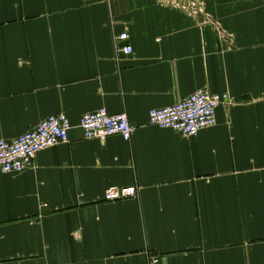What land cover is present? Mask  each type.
Listing matches in <instances>:
<instances>
[{
  "label": "crops",
  "instance_id": "0c3cea01",
  "mask_svg": "<svg viewBox=\"0 0 264 264\" xmlns=\"http://www.w3.org/2000/svg\"><path fill=\"white\" fill-rule=\"evenodd\" d=\"M196 1L199 15L0 0V138L71 123L24 171L0 170V264H264V0ZM197 90L227 97L212 126L184 137L148 122ZM101 107L126 113L130 141L84 137L80 117ZM129 185L135 197L104 200Z\"/></svg>",
  "mask_w": 264,
  "mask_h": 264
},
{
  "label": "built area",
  "instance_id": "2783aa9c",
  "mask_svg": "<svg viewBox=\"0 0 264 264\" xmlns=\"http://www.w3.org/2000/svg\"><path fill=\"white\" fill-rule=\"evenodd\" d=\"M163 1L192 15H199L201 12V6L196 0L179 4H175L173 0ZM128 37V32L123 30L114 35V41H126ZM118 50L129 55L132 53V46L125 44L118 46ZM226 101L227 97L223 94L197 90L174 104L149 109L148 122L161 128H169L184 137H191L215 123L216 108ZM78 126L85 138L104 139L110 135H119L123 140L130 141L134 131L125 112L111 114L103 107L83 114ZM70 128L69 118L64 113H59L47 116L36 127L14 139L0 138V170L5 173L24 171L32 164V159L39 151L66 142ZM136 193L135 185L109 186L104 191V200H123L135 197Z\"/></svg>",
  "mask_w": 264,
  "mask_h": 264
},
{
  "label": "rangeland",
  "instance_id": "374dc122",
  "mask_svg": "<svg viewBox=\"0 0 264 264\" xmlns=\"http://www.w3.org/2000/svg\"><path fill=\"white\" fill-rule=\"evenodd\" d=\"M160 1H162V2H165V1H163V0H160ZM174 2H175V4H179L180 2H187V1H189V0H173ZM166 3V2H165Z\"/></svg>",
  "mask_w": 264,
  "mask_h": 264
},
{
  "label": "bare ground",
  "instance_id": "6f19581e",
  "mask_svg": "<svg viewBox=\"0 0 264 264\" xmlns=\"http://www.w3.org/2000/svg\"><path fill=\"white\" fill-rule=\"evenodd\" d=\"M218 94V93H217Z\"/></svg>",
  "mask_w": 264,
  "mask_h": 264
}]
</instances>
